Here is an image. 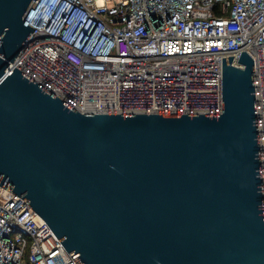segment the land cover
<instances>
[{
	"label": "water",
	"instance_id": "1",
	"mask_svg": "<svg viewBox=\"0 0 264 264\" xmlns=\"http://www.w3.org/2000/svg\"><path fill=\"white\" fill-rule=\"evenodd\" d=\"M34 0H0V185L77 264H264L254 59L223 57L220 114L82 113L10 65Z\"/></svg>",
	"mask_w": 264,
	"mask_h": 264
},
{
	"label": "built area",
	"instance_id": "2",
	"mask_svg": "<svg viewBox=\"0 0 264 264\" xmlns=\"http://www.w3.org/2000/svg\"><path fill=\"white\" fill-rule=\"evenodd\" d=\"M14 67L82 113L220 114L223 57L255 61L264 185V0H34ZM0 264H77L0 185Z\"/></svg>",
	"mask_w": 264,
	"mask_h": 264
}]
</instances>
